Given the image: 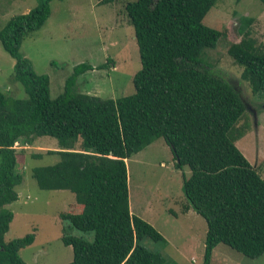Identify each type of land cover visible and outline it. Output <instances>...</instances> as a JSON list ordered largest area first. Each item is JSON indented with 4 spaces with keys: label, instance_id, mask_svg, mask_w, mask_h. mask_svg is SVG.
Listing matches in <instances>:
<instances>
[{
    "label": "trees",
    "instance_id": "trees-1",
    "mask_svg": "<svg viewBox=\"0 0 264 264\" xmlns=\"http://www.w3.org/2000/svg\"><path fill=\"white\" fill-rule=\"evenodd\" d=\"M50 1L38 0L0 28L1 46L15 60L12 78L26 93L15 98L0 90V264H26L19 250L34 241V233L5 241L13 217L6 204L18 199L22 182L15 143L41 136L58 141L47 153L59 159L33 167V178L40 189L71 191L79 208L60 213L67 222L62 242L73 250L66 264H166L163 252L145 245L147 239L167 244L165 237L130 211L127 169L129 158L160 137L175 167L190 170L181 189L184 211L192 209L206 222L202 264H210L219 243L249 258L263 255L264 179L236 145L249 127L238 125L251 104L220 71L199 62L205 49L226 37L203 21L217 0L127 2L141 68L132 79L134 92L118 98L78 90L77 77L94 68L85 62L50 97L49 77L36 73L20 52L23 40L50 16ZM254 21L240 17L241 39L228 43L227 54L242 67L251 92L264 97V42L253 36ZM71 228L93 232V239L71 235Z\"/></svg>",
    "mask_w": 264,
    "mask_h": 264
},
{
    "label": "rangeland",
    "instance_id": "rangeland-1",
    "mask_svg": "<svg viewBox=\"0 0 264 264\" xmlns=\"http://www.w3.org/2000/svg\"><path fill=\"white\" fill-rule=\"evenodd\" d=\"M129 1L135 0L49 2L50 16L40 29L23 40L20 52L30 60L36 73L49 77L51 98L63 91L73 67L83 62L94 68L77 77L79 91L102 98H118L134 92L132 79L141 62L134 28L125 10ZM37 3L38 0H0V28L11 16L26 13ZM247 15L256 18L253 36L264 42V4L260 0H217L203 21L210 27L225 30L226 37L214 48L205 49L199 62L206 63L213 72L220 71L255 108V116L247 110L240 120L239 127L244 122L249 127L236 145L264 179V97L251 92L241 77L242 67L227 54L228 43L241 39L239 20ZM109 58L114 61L109 67L96 68ZM14 62L0 43V90L15 98H25L23 86L12 78ZM57 142L55 138L41 136L28 144H15V169L22 175V182L16 187L18 199L6 204L13 217L4 239L9 241L34 233V241L19 250L26 264H66L73 259L72 247L61 239L62 227L67 222L61 220L60 213L79 211L74 193L65 189H40L32 176L33 167L58 161L56 154L47 153L58 148ZM127 169L130 211L155 223L156 227L152 225L159 232L169 236V244L147 239L145 245L163 252L166 264H202L206 222L196 212L184 211L186 199L181 189L182 176L190 174L189 168L175 167L170 148L160 137L129 158ZM69 233L93 239V232L71 228ZM213 250L210 264H264V254L249 258L223 243Z\"/></svg>",
    "mask_w": 264,
    "mask_h": 264
},
{
    "label": "crops",
    "instance_id": "crops-1",
    "mask_svg": "<svg viewBox=\"0 0 264 264\" xmlns=\"http://www.w3.org/2000/svg\"><path fill=\"white\" fill-rule=\"evenodd\" d=\"M91 70H92V69H91ZM129 206H130V196H129ZM131 213L135 214V213L132 212V211H131ZM186 213H187V214H190V213H194V211H193L192 209H189ZM152 224L156 227L155 223H152ZM160 232L163 233V231H161V230H160ZM163 236L165 237V239L167 240V242H168V244H169V243H170L169 238H168L169 236L166 235L165 233H163ZM167 236H168V237H167ZM191 237H192V236H191ZM193 239H194V238L192 237V240H193ZM195 239H196V238H195ZM214 251H215V250H213L212 254L214 253ZM192 259H193V258H192ZM192 259H191V260H192Z\"/></svg>",
    "mask_w": 264,
    "mask_h": 264
},
{
    "label": "flooded vegetation",
    "instance_id": "flooded-vegetation-1",
    "mask_svg": "<svg viewBox=\"0 0 264 264\" xmlns=\"http://www.w3.org/2000/svg\"><path fill=\"white\" fill-rule=\"evenodd\" d=\"M253 109H254V108H253L252 106L249 105L248 111H249L251 114H253V112H252Z\"/></svg>",
    "mask_w": 264,
    "mask_h": 264
},
{
    "label": "water",
    "instance_id": "water-1",
    "mask_svg": "<svg viewBox=\"0 0 264 264\" xmlns=\"http://www.w3.org/2000/svg\"><path fill=\"white\" fill-rule=\"evenodd\" d=\"M247 108H249V105L247 106ZM253 116H255V109H253Z\"/></svg>",
    "mask_w": 264,
    "mask_h": 264
},
{
    "label": "built area",
    "instance_id": "built-area-1",
    "mask_svg": "<svg viewBox=\"0 0 264 264\" xmlns=\"http://www.w3.org/2000/svg\"><path fill=\"white\" fill-rule=\"evenodd\" d=\"M15 144H17V142H16ZM17 146H18V145H17Z\"/></svg>",
    "mask_w": 264,
    "mask_h": 264
},
{
    "label": "clouds",
    "instance_id": "clouds-1",
    "mask_svg": "<svg viewBox=\"0 0 264 264\" xmlns=\"http://www.w3.org/2000/svg\"><path fill=\"white\" fill-rule=\"evenodd\" d=\"M251 106V105H250ZM255 109V108H254Z\"/></svg>",
    "mask_w": 264,
    "mask_h": 264
}]
</instances>
